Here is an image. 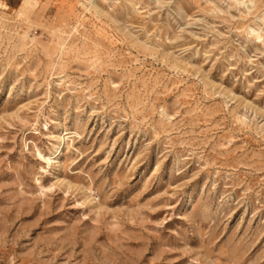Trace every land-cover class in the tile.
<instances>
[{
  "label": "rangeland",
  "instance_id": "374dc122",
  "mask_svg": "<svg viewBox=\"0 0 264 264\" xmlns=\"http://www.w3.org/2000/svg\"><path fill=\"white\" fill-rule=\"evenodd\" d=\"M0 264H264V0H0Z\"/></svg>",
  "mask_w": 264,
  "mask_h": 264
},
{
  "label": "bare ground",
  "instance_id": "6f19581e",
  "mask_svg": "<svg viewBox=\"0 0 264 264\" xmlns=\"http://www.w3.org/2000/svg\"><path fill=\"white\" fill-rule=\"evenodd\" d=\"M58 135V134H57ZM63 138V137H62ZM59 139L61 140V136H59Z\"/></svg>",
  "mask_w": 264,
  "mask_h": 264
}]
</instances>
